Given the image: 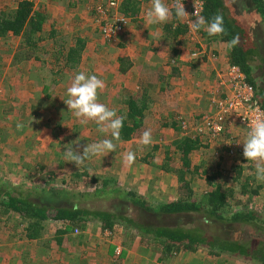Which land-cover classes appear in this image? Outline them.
Instances as JSON below:
<instances>
[{
    "label": "rangeland",
    "instance_id": "374dc122",
    "mask_svg": "<svg viewBox=\"0 0 264 264\" xmlns=\"http://www.w3.org/2000/svg\"><path fill=\"white\" fill-rule=\"evenodd\" d=\"M19 1L0 0V11L15 9ZM108 1L34 0L38 9L44 8L49 18L55 20L56 31L60 35L57 38L59 40L57 48H61L62 45L64 47L75 46L77 39L86 40V50L82 55L81 63L76 68L68 67L64 60L58 58L60 54L54 52V45L51 40L45 41L42 42L45 52L42 51L40 60L34 61L31 67L32 73H35V75L32 78V83H30L27 67L30 62L23 61V50L22 57L17 61L14 60V53L17 51L20 53L19 48L22 39H0V181L15 185L23 182L38 183L46 174V172L42 174L38 170L36 171L39 168V166L37 167L38 164L45 165L51 176L55 178H52L51 186L63 187L69 194L84 192L93 195L96 191L102 189V185L101 183L94 184L91 182L94 178H100L111 180L110 185L116 186L121 191H133L150 202L169 203L176 201L181 195H185V191L181 189L182 183L179 181L180 171L176 172L175 167L178 164L179 167L182 166V169L185 170L179 145L188 135L175 133L168 127L165 129L164 122L171 123V120L168 119L171 116L168 115H174L177 107L181 110L182 107H179V103L175 105L177 102H174L175 107H173L167 97L159 99L157 105L152 104L153 101L151 100L150 108L146 111L147 123L144 122V129H142L141 136L138 139L132 141L114 140L116 147L112 152L89 157L84 164L77 167L74 163L65 159L66 145H70L69 147L82 154L87 144L99 142L104 138L111 139V135L110 133L105 135L98 132L94 122L90 121L87 125H84L74 116L66 113L68 108L63 101V99H67L66 89L71 84V78L78 71H82L87 75L94 74L105 82L104 90L99 93V102L115 110L118 116H123L127 112L126 100L133 97L134 94H141L145 86L137 81L138 75L129 76L127 72L122 75V78L117 76V70L122 67L121 59H129L132 63V57H142L148 49L155 52L156 56H158L159 50H162L161 54L164 55L165 60L159 62L160 67L168 68L169 75H171L179 58L177 54L175 58H172L175 54L174 51H180L179 47L181 46L191 49L193 53L199 50L207 51L206 53L212 54L211 57H215L216 54L218 56V53L225 54L226 48L223 45L220 46L217 39L216 41L214 38L207 40L195 31H191L190 35L181 37L182 45L178 46L173 35L167 30L168 25L175 17L170 18L165 25L146 23L145 13L151 6V0L143 1L144 3L142 0H133L138 4V13L132 18L129 26L124 28L122 34L117 36L114 41H107L102 34V24L114 21L116 16L107 19L99 13L101 11L99 6ZM123 1L118 0V3L122 5ZM164 2L171 8L174 0H164ZM183 2L185 11L190 15L193 4H188L187 0H183ZM194 5L196 6V3ZM227 6L232 12L233 18L245 26L253 42L258 44L262 52L261 59H264V26L260 17L252 9L250 0H228ZM180 21H184V19L176 20L173 26H177ZM202 32L207 33L204 29ZM56 54L57 56H55ZM189 55L191 54L189 53ZM174 59H176V63H171ZM259 64L264 68V63L261 60L256 63V68L260 66ZM155 74L154 72L150 74L151 76L145 82L147 84L148 82L151 83V77ZM254 74L256 79L258 77L262 78L264 70L257 69ZM259 83L260 87L264 86V80L259 81ZM153 90L152 87L151 91ZM165 91L169 92L170 88L166 86ZM184 91L186 90L179 87L178 92L181 96ZM188 92L195 99L198 98V103H192L194 106L204 107L201 104V99H199L200 96L193 94L190 88H188ZM202 93L201 97H208V101H210L209 96H204L207 91ZM167 95L171 97V100L175 98L171 91L165 96ZM213 98H211L210 104L205 106L207 112L201 116L202 118L193 116L196 115L195 113H189L190 108L183 110L184 114L178 115V127L182 129L181 123L183 121L191 124L190 127H195V124L201 121L204 115L213 111ZM235 124L229 128L228 133L221 140L207 141L203 139L207 143V147L199 148V153L202 154H200L201 158L197 162L198 166L200 164L203 166L200 167L199 171L190 170V172H187L185 179L191 183L196 193L195 196H200L213 189L208 184V178L217 175L216 183H224L233 188L236 192L237 201L246 202L249 200L252 209L258 210L264 216V182H258L255 179V163H247L244 158L242 145L245 139L244 129L237 123ZM149 129L152 134V143L149 146H143L141 144L143 132ZM178 130L180 131V129ZM159 143H162L161 146H158L159 150H154ZM176 148L180 150V154L175 153ZM128 152L136 154V158L131 165H128L124 160V155ZM167 153H170L174 159L171 162L172 165L167 160ZM46 161L47 163H45ZM206 168H209V171H205ZM239 169H242L243 173L242 179L237 182L236 177ZM215 170L218 172L216 173ZM85 171L88 173L87 176ZM76 173L82 174L81 178H78ZM247 177L250 178L252 191L259 186L262 187L258 195L253 196L249 193L246 196L242 194L240 183H243ZM45 183L42 182L44 188L46 187ZM73 186H75L73 190H66L73 188ZM70 197L68 198L70 199ZM89 198L91 199L71 197L70 203L76 204L84 201L83 205H90L107 202L105 195L102 194ZM43 200L48 203L52 201L49 195L45 196ZM117 200L115 198L116 202ZM108 202L114 201L109 198ZM63 204L67 205V202H61V205ZM120 204L119 201L116 205L120 206ZM119 206L117 207L119 208ZM235 209L240 210V207L236 208L235 205ZM128 215L137 219H145L142 216L140 217L138 211L133 209ZM149 218L148 221L155 226L175 228L193 223V228L202 227L208 230L206 228L207 224L202 223L199 215ZM27 225L26 221L17 216L10 217L8 221L6 219L1 220L0 264L9 263V261V264H12V262L14 264L18 263V257L24 255L22 251L28 249V242H34L27 236ZM49 227L51 229L50 237L44 241H35L36 245H30L44 246L43 243L53 240L55 225L50 224ZM58 228L61 229V227ZM117 228L120 234L125 231L120 226H117ZM243 231L244 228L237 225L235 236L240 237ZM131 233L135 236L123 238L122 235H118L115 239H112L109 236L110 233L103 234L101 232L100 223L92 222L88 226L82 250H78L72 242H69L67 247H57L55 244L53 250L48 248L47 253L45 252L47 255L44 257L46 258L42 257L43 253H41L39 259L34 260L33 264H182L185 261L184 258L187 257V253L184 251L179 256L163 261L161 256H157L156 244L153 242L148 243L146 240L143 241L142 236L136 232ZM135 241H138L141 249L138 254L128 253L130 248L135 247ZM115 246H117L115 249L116 255L111 253V248ZM123 251L125 252L124 256ZM197 253L199 261L203 259L208 261L209 264H220L219 261L221 260H218V262L211 260L204 250H199ZM204 261L202 264H205ZM225 264L253 263L234 258Z\"/></svg>",
    "mask_w": 264,
    "mask_h": 264
},
{
    "label": "trees",
    "instance_id": "16d2710c",
    "mask_svg": "<svg viewBox=\"0 0 264 264\" xmlns=\"http://www.w3.org/2000/svg\"><path fill=\"white\" fill-rule=\"evenodd\" d=\"M201 1L203 2L201 15L206 18L216 15L222 16L224 32L214 37L208 36L207 33L204 34L203 28H201V32H196L207 40L214 38L216 41L217 39L220 46H225L229 66L239 68L246 76L248 84L256 91L258 103L264 110V86L260 87L259 83V81L264 80V74L262 78L258 77V79L254 76L257 69L264 70L260 64L256 68V63L259 60L264 63V59H261L260 47L253 42L245 26L233 18L232 12L227 6L228 0ZM250 3L264 26V0H250ZM120 11L127 17H134L139 11L138 4L133 0H124ZM176 20L174 18L171 21L167 30L173 35L177 45L181 46L182 40L180 38L190 35L192 30L185 21L186 19L174 27L173 24ZM56 30L55 20L49 18L44 8L38 9L34 0H20L15 9L0 11V39H22L19 48L20 53L19 51L14 53L15 61L22 57V50L23 61L40 60V55L45 52L42 42L51 40L54 45V52L60 54L58 58L64 60L68 67L76 68L81 63L82 55L86 50V40L77 39L75 46L64 47L62 45L61 48H57L59 42L57 38L60 35ZM174 53L179 55L178 51H174ZM121 63L122 67L119 70L121 74L127 73L132 68L129 59H121ZM177 75H179V70L174 68L171 76ZM151 100L148 91L145 89L141 94L138 93L126 100L127 112L122 116L124 117V125L119 141H131L140 135L144 127L146 111L152 103ZM179 146L183 155V167H185V170L179 172V181L182 183L181 189L185 191V195H181L176 201L169 203L150 202L133 191H121L116 186L110 185L111 180L100 178H94L91 182L102 185V189L93 195L84 192L69 194L63 187H51L50 182L54 177L51 176L45 165L37 164L39 168L36 171L38 170L42 174L46 172L45 177L38 183L23 182L18 184L15 182L17 184L15 185L0 181V222L5 219L8 221L13 215H18L28 224L26 227L28 238L33 241H44L51 236L49 227L51 221H69L70 224L65 229H56L57 225H55L53 240L43 243L46 248H52V250L55 244L57 247H67L69 242H72L78 250H82L88 226L93 222L100 223L101 232L103 234L110 233L109 236L112 239L120 235L117 226L125 229L122 232L123 238L135 236L130 232L138 233L142 236L143 241L156 244L157 255L161 256L163 261L179 256L184 251L187 254H195L199 250H204L210 258L221 260L220 262L224 264L234 258L253 264H264V216L258 210L252 209L249 200L246 202L237 201L236 192L233 188L224 183H216L217 175L208 178V184L213 188L212 190L195 196L196 193L191 183L185 179V175L191 170L189 169L191 166L189 157L192 152L199 150V148H206L207 145L204 146L199 140H194L191 137H185ZM242 173V169H239L236 177L237 182L242 179ZM85 175H88L86 171ZM76 176L81 178L82 174L76 173ZM42 182H46L45 188L42 186ZM240 185L242 194L246 196L249 193L256 196L262 188L259 186L252 191L250 187L252 184L248 177ZM74 187L66 190L71 191ZM100 194L105 195L107 202L90 205H83L84 201L76 204L70 203L71 197L89 200L91 199L89 197ZM48 195L52 199L49 203L43 200ZM69 196H71L70 199ZM109 198L114 202H108ZM115 198L118 199L117 202L120 201V206L116 205ZM61 202H67V205H61ZM235 205L236 208L240 207V210H236ZM132 209L138 211L139 216L145 219L129 216L128 213ZM177 215H199L202 223L207 224L208 230L202 227L193 228V223L170 228L168 226H155L148 221L149 217L159 218ZM237 225L244 228L240 237L235 236ZM76 228L81 232L79 235L74 234ZM115 248L117 246L111 248V253H114Z\"/></svg>",
    "mask_w": 264,
    "mask_h": 264
},
{
    "label": "clouds",
    "instance_id": "9594fccd",
    "mask_svg": "<svg viewBox=\"0 0 264 264\" xmlns=\"http://www.w3.org/2000/svg\"><path fill=\"white\" fill-rule=\"evenodd\" d=\"M145 17L147 24L165 25L170 18L175 17L177 20H183L190 16L185 11L183 0H174L171 8L164 0H151V6L145 13ZM192 17H195L189 23V28L192 31H199L203 28L210 37L218 36L224 32L223 17L220 15L206 18L195 11ZM104 88L105 82L98 76L94 74L87 75L82 71H78L71 78V84L66 89L67 99H63L68 108L66 113L74 116L84 125H87L90 121L94 122L98 132L105 135L110 133L111 135V139L104 138L99 142L87 144L82 154L69 147L70 145H66L64 157L77 167L84 164L89 157L112 152L116 147L113 141L120 139L124 117L118 116L115 110L99 102V93ZM247 128V135L242 144L243 156L247 163H255V179L258 182H264V118L258 117L252 120ZM151 143L152 134L149 129L143 132L141 144L149 146ZM135 158L136 154L134 152H128L124 155V160L128 165H131ZM13 216L19 217L18 215Z\"/></svg>",
    "mask_w": 264,
    "mask_h": 264
},
{
    "label": "crops",
    "instance_id": "0c3cea01",
    "mask_svg": "<svg viewBox=\"0 0 264 264\" xmlns=\"http://www.w3.org/2000/svg\"><path fill=\"white\" fill-rule=\"evenodd\" d=\"M143 1H146V0H142V2ZM148 1H150V0H148ZM151 47H153V46H151ZM179 50H180V51H178V53H179L178 57L179 58L177 59L178 63L175 67V68H178V70H179V75H177V76L169 75L170 72L168 71V68H166L164 66L160 67L159 62L162 60H165L163 58L164 55L161 54L162 50H159L158 56H156L155 52H153L151 49H148L147 52L143 53L142 57L137 56L135 58L134 57L131 58V62L133 64H132V68L128 71L127 75H129V76L138 75L137 81H139L140 83H142L143 86H145L143 89L148 91L149 96L153 101L152 104H156V105L159 104V99H163L164 97H167L169 99V101L171 102V106L174 104V102H177L175 105H177L179 103V107L180 106L182 107L181 110L177 107L176 111H175L176 113L174 115H171V114L168 115L169 117L171 116L170 118H168L171 120V123L170 122L168 123V121H165L164 124L166 125L165 129H167V127H168L171 131H173L175 133H183L184 134V131L181 129V127L180 128L178 127L179 126L178 120H177L178 115L184 114V112H182V111L185 109L188 110V108H190V110H188L189 113H191V112L195 113L196 115H193V116H197V117L202 118L201 116L205 112H207V110H206L207 108H205V106H207V104H210L209 102L211 101V98H213L216 95V90L219 87L218 81L220 80L221 76L227 72V70L229 68V64H228L227 57H226L227 52H224L225 54H219L218 53V56H216L217 55L216 54L215 57H211L212 54H208L205 52V54H203L204 55V57H203V55L195 56V54H197V51H195L193 53L191 49H186L185 46L179 47ZM189 53L191 55H189ZM167 56L169 57V55H167ZM185 56H187V57H185ZM170 57H171V55H170ZM172 58H175V54H174V57H172ZM185 58H187V59H185ZM211 58H214V59H211ZM175 60H172L171 63L176 62ZM34 61H36V60L35 59L30 60L29 61L30 64L27 66L28 67V79H29L30 83H32V78L35 75V73H32V68H31ZM117 72H118L117 76H119V77L121 76V78H122L123 74H121L119 70H117ZM153 72L156 74L151 77V83L148 82V84H147V82H145V80L149 76H151L150 74H153ZM172 73H173V70H172ZM163 76H164V78H162ZM107 77H109V76H107ZM166 86L169 87L171 93L174 94L175 98H173V100L170 99L171 97H169V95L165 96L167 93L170 92V91L169 92L165 91ZM152 87L155 91L154 90L151 91ZM179 87L186 90V91H184V94L182 96L180 95V92H178ZM188 88H190V90H192L193 94H195L196 96H200L199 99H201V104H202V106L204 105V107L201 106L202 108H198L192 104V103H198V101H197L198 98L195 99V97L191 96V93L188 92ZM209 90H211V91H209ZM206 91H207V94H205L204 96H209L210 101H208V97H204L205 99L201 97V95L203 94L202 92H206ZM134 96H135V94H134ZM175 105H173V107H175ZM146 121H147V117L145 118V122ZM191 123L193 124V122H191ZM177 128L180 129V131ZM161 133H162V131H161ZM140 136L141 135H139L138 137H136L132 140L138 139ZM25 138H27V137H25ZM161 144L162 143H159L158 145H156L154 150H159L158 146H161ZM175 153L180 154L181 152L178 148H176ZM200 154H202V153L201 152L199 153V150L194 151L190 154L189 158L191 161L190 162L191 163V166H190L191 170H195V171L198 170L199 171L200 167L203 166L202 164H200V166H198V164H197V162H199V160L201 158ZM167 157H168L167 160L171 164L172 160L174 161V159L172 158V155L170 153H167ZM45 163H47V161ZM168 165H169V163H168ZM181 170H183L182 166L179 167V165L176 164L175 171L178 172ZM205 171H209V168H206ZM215 172L217 173L218 171L215 170ZM57 226L60 227L59 225H57ZM58 227H56V229H60ZM120 235H122V233ZM34 242L33 243L28 242V244H29V246H27L28 249L27 248L24 249V251H22V253L24 255H21L20 257H18L19 260L17 259L19 264H33V262H35L34 260L39 259V254L43 253L42 257L47 255L46 251H48V248H46L45 246H42V245L31 246L33 244H35V245L37 244ZM140 246H139L138 241H135V247L130 248L128 253L138 254L139 250L141 249ZM40 251H42V252H40ZM114 253L116 255V250L114 251ZM197 254L198 253L186 254L187 257L184 258L185 261H183L182 264H202V262L204 260L202 259V261H199V257L197 256ZM157 256H159V255H157ZM44 258H46V257H44ZM210 259L215 261V262H218L217 259H214V258H210ZM140 260H142V258H140ZM204 262H205V264H209L208 261H204ZM210 262H212V261H210ZM9 263H10V261H9ZM9 263L4 262L2 264H9ZM18 263H16V264H18ZM12 264H14V263L12 262ZM220 264H223V263L220 262Z\"/></svg>",
    "mask_w": 264,
    "mask_h": 264
},
{
    "label": "built area",
    "instance_id": "2783aa9c",
    "mask_svg": "<svg viewBox=\"0 0 264 264\" xmlns=\"http://www.w3.org/2000/svg\"><path fill=\"white\" fill-rule=\"evenodd\" d=\"M187 3L193 4L190 17L186 19L189 24L191 19H195L192 17L195 11L201 15L203 2L201 0H187ZM120 6L118 0H109L99 6L101 10L99 13L107 19L116 16L114 21L102 24V34L107 41H114L117 36L122 34L124 28L129 26L133 18L123 14L120 11ZM201 54H205V51L199 50L195 56ZM218 85L216 95L212 99L213 111L205 115L201 121L195 124V127H190L191 124H187L185 121L181 123L185 136L188 135L187 137L199 140L204 146L207 143L203 139L207 141L221 140L228 133L229 128L236 125L235 123L244 129V136L246 137L247 125L258 117L264 118V110L256 99V91L248 84L246 76L239 68L229 66L227 72L218 81ZM51 223L59 225L61 229H65L70 224L69 221H51ZM79 233L80 230L76 228L74 234Z\"/></svg>",
    "mask_w": 264,
    "mask_h": 264
}]
</instances>
